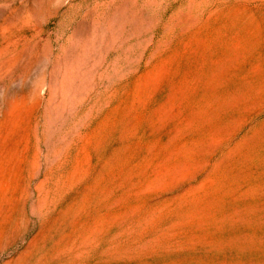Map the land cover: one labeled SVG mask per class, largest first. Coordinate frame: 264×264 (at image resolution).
<instances>
[{
  "label": "rangeland",
  "instance_id": "374dc122",
  "mask_svg": "<svg viewBox=\"0 0 264 264\" xmlns=\"http://www.w3.org/2000/svg\"><path fill=\"white\" fill-rule=\"evenodd\" d=\"M0 264H264V0H0Z\"/></svg>",
  "mask_w": 264,
  "mask_h": 264
}]
</instances>
